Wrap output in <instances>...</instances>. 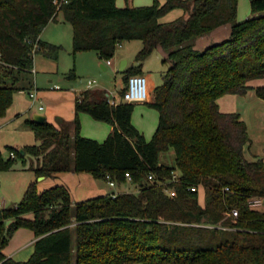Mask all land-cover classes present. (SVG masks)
I'll use <instances>...</instances> for the list:
<instances>
[{"label": "trees", "instance_id": "1", "mask_svg": "<svg viewBox=\"0 0 264 264\" xmlns=\"http://www.w3.org/2000/svg\"><path fill=\"white\" fill-rule=\"evenodd\" d=\"M239 0H155L143 6H118L117 0H0V116L6 114L22 72L32 71L36 54L58 59L63 47L41 39L61 11L73 27L74 53L95 50L112 59L118 44L140 39L136 65L158 49L167 50L164 80L146 103L159 112L150 139L133 123V102H109L101 89H86L76 98L75 118L60 127L28 118L39 143L25 154L0 150V170L10 169L16 155H32L37 176L89 172L119 185L126 173L138 191L73 201L63 185L39 190L32 181L14 206L0 207V264H264V158L249 159L248 125L238 111H225L220 97L251 88L264 98V0H250L256 15L238 21ZM193 5L194 10H192ZM189 12L187 20L165 22L170 10ZM258 13V14H257ZM231 24L230 38L198 50L196 37ZM74 76V72L70 77ZM113 125L105 140L80 133V113ZM173 150L175 164L162 160ZM173 172L179 174L177 181ZM150 174L176 189L172 196ZM195 186L196 190L192 187ZM205 190V201L200 190ZM238 210L234 217L232 209ZM19 228L37 239L27 260L8 256L3 247Z\"/></svg>", "mask_w": 264, "mask_h": 264}, {"label": "rangeland", "instance_id": "2", "mask_svg": "<svg viewBox=\"0 0 264 264\" xmlns=\"http://www.w3.org/2000/svg\"><path fill=\"white\" fill-rule=\"evenodd\" d=\"M154 1L118 0V6H143L152 4ZM160 2L163 3L165 0H160ZM254 15L256 13L252 11L250 0H239L237 20L241 21ZM186 16L183 9L175 8L165 14L161 21L170 22L178 18L184 20ZM218 29L187 42L194 43L195 47L202 51L209 45L231 37V24ZM41 37L44 41L61 45L63 49L58 59L36 54L34 65L37 72L26 71L19 75L17 84L23 90L15 93L14 101L6 114L0 116V150L6 159L11 156L10 147H15L17 144L25 146L38 142L34 130L26 122L33 111L45 113L49 119L53 115V121H48L56 126L62 124L63 118H65L64 114L71 111L69 102L70 97L73 100L71 93H74V90L80 93L86 89L103 88L102 90L106 89L105 93L111 92V97L115 95L118 100H122L121 91L126 87V81L124 73L120 71L121 62L126 59L130 65L137 64L136 55L143 45V41L140 39L123 41L118 44L114 55L115 63L111 65H107V60L101 59L95 50L74 53L73 27L65 20L61 11L58 13L57 19L50 21L43 29ZM163 52L167 53V50H155L143 65L150 92L154 83L159 85L163 82L168 68V64L162 62ZM73 72L74 76L70 77ZM89 80L94 81L92 87L88 86ZM56 84H59V88H54ZM251 84L255 86L264 85V78L255 79ZM35 87L39 99L34 103L32 111H29L27 109L28 103L31 101L29 91ZM64 92H69V94L64 96ZM219 101L223 110L238 111L247 122L251 142L246 146V156L249 159L264 158V98L258 96L255 89L251 88L245 94H225L220 97ZM134 103L132 120L150 137L157 126L158 110L148 106L145 102ZM40 105L43 106L42 109L39 108ZM80 121V133L97 140H105L107 137L105 130L112 125L105 121L96 120L86 112ZM100 125L105 126V130ZM162 160L169 165H174L175 154L173 150L162 153ZM32 165H37L36 159L32 155L26 154L25 157L16 155L14 164L10 169L0 170V203L2 198H5V206L10 207L23 200L27 187L32 181L37 182L39 190L54 185H63L71 191L74 202L100 195H113V192H136L139 189L133 182L123 186H110L106 180L95 178L89 172H76L72 176H67L68 172L64 171L67 173L61 172L59 177L50 176L43 179L31 169ZM200 200L205 201L204 189L200 190ZM258 208L264 209V203ZM33 233L28 228L17 229L3 247V251L16 260H27L34 251L33 244H28L34 235Z\"/></svg>", "mask_w": 264, "mask_h": 264}, {"label": "built area", "instance_id": "3", "mask_svg": "<svg viewBox=\"0 0 264 264\" xmlns=\"http://www.w3.org/2000/svg\"><path fill=\"white\" fill-rule=\"evenodd\" d=\"M106 63H107V65H111L112 59H108ZM88 84L90 86H92L94 84V81L89 80ZM30 95L32 98L35 99L36 98V91L34 90L33 92L30 93ZM110 95H111V92L108 93L109 102L111 104H114V105H117L121 102H133L134 103V102H146V101H148L150 98V91L148 89L147 76L143 73L131 75L129 77V80L127 83V89L122 94V100H118L115 95L113 97H111ZM11 156H13V157L15 156L14 151L11 152ZM126 176H127V180L131 182L132 178H131V175L129 172L126 173ZM149 177H150V179L154 180L158 185L162 186L165 192H167L168 194H170L172 196L176 195V189L169 186V181H177L178 180L179 174L177 172H173V178L169 181H163L161 179H158L153 174H150ZM106 182L110 186H117L118 185L117 181L110 174L106 175ZM192 189L196 190V187L193 186ZM0 198H1V195H0ZM4 202L5 201L0 203V207H4L3 206ZM249 203L253 207H258L264 203V200L262 198H251L249 200ZM231 211H232V214L234 217L238 216V210L236 208H233Z\"/></svg>", "mask_w": 264, "mask_h": 264}, {"label": "crops", "instance_id": "4", "mask_svg": "<svg viewBox=\"0 0 264 264\" xmlns=\"http://www.w3.org/2000/svg\"><path fill=\"white\" fill-rule=\"evenodd\" d=\"M117 4H118V0H117ZM217 30H219V29H217ZM213 32H215V31H213ZM217 32V31H216ZM41 37V36H40ZM41 39H42V37H41ZM121 44V43H120ZM143 46V45H142ZM158 50H161V49H158ZM98 54V53H97ZM163 55L165 56L166 55V53H164L163 52ZM149 58V57H148ZM147 58V59H148ZM164 58V57H163ZM146 59V60H147ZM124 60V59H123ZM122 60V61H123ZM145 60V61H146ZM145 61L143 62V65H144V63H145ZM162 62H163V59H162ZM113 63H115V59H114V57L112 58V64ZM164 64V63H163ZM136 65V64H135ZM129 66H132V65H130V63H129V61H127V63H126V65H125V67H124V69L123 70H125L127 67H129ZM123 70H122V72H123ZM121 71V70H120ZM32 72H34V73H36L37 72V69H36V67H35V65H34V68H33V70H32ZM142 72H143V74H145L146 75V72H145V70L143 69V66H142ZM58 86V87H57ZM88 86L89 87H92V86H90L89 84H88ZM156 86H158V84H153V87H152V90L156 87ZM54 88H59V84H56L55 85V87ZM93 89H103V88H93ZM23 90V89H22ZM22 90H19V91H22ZM36 91V98L34 99V98H32L31 97V95H30V93L31 92H33V91ZM106 90V89H105ZM105 90H103L104 92H105ZM151 90V91H152ZM81 93V92H80ZM80 93H78V91L77 90H74V93H71L72 94V97H73V100H72V98L70 97V102H69V104H70V110L71 111H69L68 113H66V114H64L65 116V118H63L65 121H68V122H70V121H72L74 118H75V115H76V108H75V106H76V98H77V96L80 94ZM108 91L105 93L107 96H108ZM69 94V92H64L63 93V95L65 96V95H68ZM29 97H30V102L28 103V106H27V109L29 110V111H32V107H33V105H34V103H36L37 101H38V99H39V96H38V91H37V88L35 87V89H33V90H31V91H29ZM110 97V96H109ZM65 99H67V98H65ZM146 103V102H145ZM39 108L40 109H42L43 108V106L42 105H40L39 106ZM72 108V109H71ZM35 113H39V112H37V111H33L32 113H31V116L29 117L30 119H32L33 118V115L35 114ZM44 115H46V120H49V121H53V115H52V118L51 119H49V116L47 115V114H45V113H43ZM83 114H84V112H81L80 113V118L81 117H83ZM90 115V114H89ZM95 119V118H94ZM158 120H159V112H158ZM99 121H101V120H99ZM133 121V120H132ZM134 123V122H133ZM135 124V123H134ZM136 125V124H135ZM156 125H158V122H157V124ZM98 127H99V125H97ZM101 126V128H104V130H105V126H102V125H100ZM137 126V125H136ZM58 127H60V125L58 126ZM138 127V126H137ZM157 127V126H156ZM139 128V127H138ZM112 129H113V125H111L109 128H107V130H105L106 131V133H107V136H108V134L112 131ZM142 132L144 131V130H142L141 128H139ZM156 129V128H155ZM144 133V132H143ZM154 133V132H153ZM145 134V133H144ZM153 135V134H152ZM152 135L150 136V137H148L146 134H145V136L147 137V139H150L151 137H152ZM38 142L37 143H39L40 142V140L38 139L37 140ZM100 141H103V140H100ZM16 148H18V147H23V146H20V145H16L15 146ZM68 172V175L67 176H72V174H76V171H67ZM67 172H64V173H67ZM80 173V172H79ZM78 173V174H79ZM61 174V172H59V173H57V174H55L54 175V177H59V175ZM52 177V176H51ZM44 178H46V176H44L43 177V179ZM127 184H131V182L130 181H127V182H125V183H123L122 184V186L123 185H127ZM119 185V184H118ZM121 186V185H120ZM46 189V188H45ZM40 190H44V189H40ZM114 193H118V192H113V194ZM3 201H6L5 200V198H2V200H1V203L3 202ZM5 202L3 203V206H5ZM34 234V233H33ZM36 239H37V237H36V235L34 234L33 235V237L30 239V241H29V243L28 244H33V246H34V243H35V241H36ZM7 254V253H6ZM8 256H10V254H7Z\"/></svg>", "mask_w": 264, "mask_h": 264}, {"label": "water", "instance_id": "5", "mask_svg": "<svg viewBox=\"0 0 264 264\" xmlns=\"http://www.w3.org/2000/svg\"><path fill=\"white\" fill-rule=\"evenodd\" d=\"M194 7H195V6L193 5L192 10H194ZM186 15H187V16L185 17L184 21L187 20V18L189 17L190 13H189V12H186ZM126 63H127V60H126V59H124V60L121 62V65H120V70H121V71L124 69ZM104 68H106V67L104 66ZM32 120H34L35 122H37V123H39V124H42V123H44V122L46 121V115H44V114H42V113H35V114L33 115ZM18 149L21 151V153H22L23 155L25 154V151H24L23 147H20V148L18 147ZM43 177H44V176H41V178H43Z\"/></svg>", "mask_w": 264, "mask_h": 264}]
</instances>
